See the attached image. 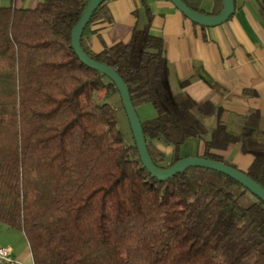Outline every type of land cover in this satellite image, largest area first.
<instances>
[{
  "label": "trees",
  "instance_id": "16d2710c",
  "mask_svg": "<svg viewBox=\"0 0 264 264\" xmlns=\"http://www.w3.org/2000/svg\"><path fill=\"white\" fill-rule=\"evenodd\" d=\"M22 1L0 3V222L24 233L33 263L264 264L261 199L204 167L159 180L134 140L125 143L115 117L120 98L103 99L118 94L114 83L71 46L88 0ZM109 1L85 29L98 18L111 21ZM183 1L204 12L201 0ZM141 2L147 20L128 41L94 53L82 35L81 46L118 73L135 109L153 106L155 116L140 119L153 162L170 166L194 137L203 142L198 156L236 168L221 152L238 144L253 156L246 174L264 187L259 111L246 114L239 135L218 121L206 138V118L217 110L207 97L189 107L173 99L163 39L150 31L152 15ZM154 139L173 147L169 161Z\"/></svg>",
  "mask_w": 264,
  "mask_h": 264
},
{
  "label": "crops",
  "instance_id": "0c3cea01",
  "mask_svg": "<svg viewBox=\"0 0 264 264\" xmlns=\"http://www.w3.org/2000/svg\"><path fill=\"white\" fill-rule=\"evenodd\" d=\"M234 1L235 10L228 20L202 27L185 17L169 0H145L152 15L150 31L163 39L171 96L183 107L207 97L217 110L206 118V138L218 121L228 132L239 135L250 110L259 111L264 129V0ZM106 5L111 21L98 18L83 33L94 53L104 46L128 41L133 29L143 27L147 20L141 0H110ZM200 8L205 13L217 14L222 2L201 0ZM153 142L169 161L173 147L161 139ZM202 151V140L191 137L180 146L179 155L198 156ZM221 154L245 172L253 160L252 155L240 151L238 144L229 145ZM0 245L10 248L15 260L34 264L21 230L0 222ZM0 264L13 263L0 259Z\"/></svg>",
  "mask_w": 264,
  "mask_h": 264
},
{
  "label": "water",
  "instance_id": "95a60500",
  "mask_svg": "<svg viewBox=\"0 0 264 264\" xmlns=\"http://www.w3.org/2000/svg\"><path fill=\"white\" fill-rule=\"evenodd\" d=\"M103 1L104 0H88L80 18L71 29V46L76 56L83 64L104 74L114 83L122 107L129 122L134 144L144 167L150 172L153 177H156L159 180L169 179L189 167H204L213 169L233 178L264 202V187L262 185L250 178L246 174V172L239 170L238 168L226 165L222 162L207 159L197 155L181 157L178 161L174 162L166 168H161L153 162L147 148L146 138L143 133L141 120L135 107L132 104L127 85L116 71H114L108 65L96 61L88 56L81 46L83 31L89 23L93 13L97 10L99 5ZM169 1L185 17H187L193 23L202 27H212L224 23L231 17L235 10L234 0H221L222 8L217 14H208L205 12L193 10L183 0Z\"/></svg>",
  "mask_w": 264,
  "mask_h": 264
},
{
  "label": "rangeland",
  "instance_id": "374dc122",
  "mask_svg": "<svg viewBox=\"0 0 264 264\" xmlns=\"http://www.w3.org/2000/svg\"><path fill=\"white\" fill-rule=\"evenodd\" d=\"M36 1H39V0H23L21 2V6H25V7L32 6ZM0 3L3 5H7L9 3V0H0ZM103 99L111 104H115V101L116 100L118 101L119 96L117 93L114 95H104ZM136 111L141 120L153 118L155 116V110L150 103H144V104L138 105L136 107ZM115 117H116L118 128L120 129L123 135V139L125 143L133 142V136H132V132L129 126V122L127 120L125 111L122 107H119V108L116 107ZM164 144L171 146L166 143Z\"/></svg>",
  "mask_w": 264,
  "mask_h": 264
},
{
  "label": "built area",
  "instance_id": "2783aa9c",
  "mask_svg": "<svg viewBox=\"0 0 264 264\" xmlns=\"http://www.w3.org/2000/svg\"><path fill=\"white\" fill-rule=\"evenodd\" d=\"M0 259L8 263L23 264L14 259L10 248L1 245H0Z\"/></svg>",
  "mask_w": 264,
  "mask_h": 264
}]
</instances>
